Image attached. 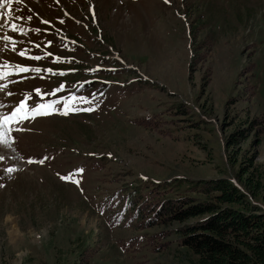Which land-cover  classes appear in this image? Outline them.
<instances>
[{
    "label": "rangeland",
    "instance_id": "1",
    "mask_svg": "<svg viewBox=\"0 0 264 264\" xmlns=\"http://www.w3.org/2000/svg\"><path fill=\"white\" fill-rule=\"evenodd\" d=\"M13 6L0 64L42 71L0 81V113L29 94L60 103L0 144V264H197L179 230L198 219H169L168 203L209 199L200 183L223 178L264 209L238 178L264 179V0ZM70 97L94 110L62 114ZM73 173L78 185L61 179Z\"/></svg>",
    "mask_w": 264,
    "mask_h": 264
},
{
    "label": "trees",
    "instance_id": "2",
    "mask_svg": "<svg viewBox=\"0 0 264 264\" xmlns=\"http://www.w3.org/2000/svg\"><path fill=\"white\" fill-rule=\"evenodd\" d=\"M238 178L253 198L264 201L261 174L245 171ZM200 184L203 193H212L209 199L180 198L166 207L169 219H198L179 230L180 244L197 264H264V209L227 179Z\"/></svg>",
    "mask_w": 264,
    "mask_h": 264
},
{
    "label": "snow or ice",
    "instance_id": "3",
    "mask_svg": "<svg viewBox=\"0 0 264 264\" xmlns=\"http://www.w3.org/2000/svg\"><path fill=\"white\" fill-rule=\"evenodd\" d=\"M17 3L21 2V0H16ZM165 2H169V0H165ZM13 0H0V9H3L5 6L8 7L9 12L11 11ZM8 15V13H2L0 12V19H2L4 16ZM30 20L31 17H28ZM43 23L47 24V21H43ZM63 23V21H61ZM5 25L3 23H0V28L4 27ZM10 29L13 32L19 31L21 34H26L25 30L20 27L19 25L12 23L10 25ZM35 31L39 32L40 29H35ZM0 39H3L4 41L8 42L12 45L11 50L16 51V42L12 40V38L8 35H4L3 37H0ZM51 42H49V45ZM36 47H39V45H36ZM28 49H24L18 52V55L21 57H26L31 60L39 61L43 59L42 56H28ZM45 55H52L51 53H46ZM56 62H60V58H55ZM42 71L41 68H30L27 66L22 65H9L7 62L4 64H0V81L5 80L7 77L11 75H18L21 73H28V72H34L39 74ZM44 71H47L49 73H52L53 75H56L57 73H54L52 69H46ZM59 75H64L63 72L58 73ZM8 84L7 83H0V91H4L7 89ZM63 85H60L57 89L53 90L51 93L44 94L41 92L40 89H35L34 92L40 96L41 99H43L44 95H55L57 92H60L63 89ZM9 96L13 95L12 92L7 93ZM31 94L24 97V99L20 100L17 106L13 108V110L9 113H0V144H9V140L7 139V136L9 132L11 131V125L14 123H22L25 120L35 119L37 116H45L52 114L53 111H55V105L60 103L59 100L52 101L49 103H38L34 106L29 105V100H31ZM79 100L81 102L90 103V101L87 100L85 97H80ZM76 101L75 97H70L64 100V111L62 114L67 115L70 111H93V108H84V109H78L72 107V104H74ZM0 107H4V105L0 104ZM17 131H21L22 129H16ZM46 159V158H45ZM33 161H29V163H32ZM44 161L41 160L39 163H43ZM8 172L13 171V169L9 168L7 169ZM83 170L80 169L78 172H82ZM77 173L70 174L69 176L61 177L63 180H68L73 183L79 184L78 180H74L73 177Z\"/></svg>",
    "mask_w": 264,
    "mask_h": 264
},
{
    "label": "bare ground",
    "instance_id": "4",
    "mask_svg": "<svg viewBox=\"0 0 264 264\" xmlns=\"http://www.w3.org/2000/svg\"><path fill=\"white\" fill-rule=\"evenodd\" d=\"M4 35L1 33V31H0V37H3ZM10 79H9V77H7L6 79H5V81H9ZM10 233H17V229H16V227L15 226H13L12 228H11V231H10Z\"/></svg>",
    "mask_w": 264,
    "mask_h": 264
}]
</instances>
